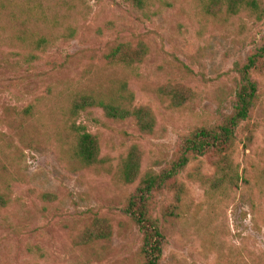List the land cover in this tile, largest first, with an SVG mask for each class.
Returning <instances> with one entry per match:
<instances>
[{
    "label": "rangeland",
    "instance_id": "rangeland-1",
    "mask_svg": "<svg viewBox=\"0 0 264 264\" xmlns=\"http://www.w3.org/2000/svg\"><path fill=\"white\" fill-rule=\"evenodd\" d=\"M200 1L153 0L155 15L145 19L122 0H12L17 9L27 4L44 15L38 33L50 43L39 62L19 71L5 66L11 50L0 33V143L10 140L14 108L38 102L40 112L48 115L46 106L62 90L94 89L107 79L126 78L135 104L148 106L156 124L146 135L131 121H110L97 109L83 112L79 121L99 140L100 168L69 171L43 138L16 144L10 156L0 155V192L8 193L9 200L0 211V264H139L141 237L125 214L137 183L119 180L120 159L137 147L140 174L157 172L172 160L182 136L218 124L234 104L235 66L264 38V19L257 21L248 12L211 17ZM0 25L11 23L2 15ZM69 29L74 33L63 39ZM125 41L148 47L136 75L109 70L103 60L112 45ZM253 79L258 102L238 127L230 155L246 183L237 190L206 193L200 180L214 170L201 158L177 178L183 186L178 216L160 215L174 205L172 192L156 195L152 216L165 236L160 264H264V69ZM166 84L188 88L192 100L181 109L168 107L156 93ZM53 123L55 129L60 126ZM248 130L252 141L244 149ZM43 194L51 201H44ZM94 218L108 221L111 237L79 248L77 238Z\"/></svg>",
    "mask_w": 264,
    "mask_h": 264
},
{
    "label": "trees",
    "instance_id": "trees-1",
    "mask_svg": "<svg viewBox=\"0 0 264 264\" xmlns=\"http://www.w3.org/2000/svg\"><path fill=\"white\" fill-rule=\"evenodd\" d=\"M141 17L150 19L153 0H122ZM204 14L215 17L224 12L234 16L248 12L257 21L264 19V0H201ZM5 15L11 25L0 33L4 45L11 50L4 60L6 67L28 71L40 61L39 54L49 45L50 40L38 33L43 25L44 15L35 13L27 4L17 9L12 0H0V16ZM24 15V19L20 20ZM36 16L35 30L30 20ZM74 30L69 29L63 39H70ZM148 47L142 41L132 44L128 41L117 42L104 54L103 60L109 70L136 75L138 67L148 56ZM16 60H10V58ZM264 69V38L259 47L248 55L242 65L235 66L238 84L232 110L222 117L218 124L207 127L199 126L182 136L172 160L161 170L146 171L140 174L141 155L137 147L129 148L120 159L117 177L125 185L137 183L125 203V214L137 228L141 243L138 250L139 264H160L165 236L159 220L152 216V204L156 195L164 191L172 192L174 205L160 211L163 219L178 216L177 209L182 202L183 186L177 178L189 164L201 158H207L213 167V174L200 180L204 191L214 195L218 191L237 190L246 178L239 173L238 164L230 155L235 147L238 127L246 123L258 102V86L253 75ZM98 87L83 90H62L52 102L48 103V115L40 112L38 102L29 103L12 111L13 122L10 140L0 143V155L10 156L15 145H24L46 139L55 148L58 160L71 172L83 169L100 168L104 160L100 157L98 137L92 134L86 125L79 121L87 110L97 109L104 118L113 122L131 121L138 132L150 135L156 124L155 117L148 106L135 104L133 93L128 88L126 78L107 79ZM157 95L172 109H181L193 98V92L178 84H166L157 89ZM43 113V114H42ZM46 116V121H42ZM60 126L55 129L53 121ZM252 141V130L244 139V149ZM8 193L0 192V211L7 208ZM44 201H51V196L43 194ZM111 227L106 219L94 218L77 238L79 248H90L106 242L111 237Z\"/></svg>",
    "mask_w": 264,
    "mask_h": 264
}]
</instances>
